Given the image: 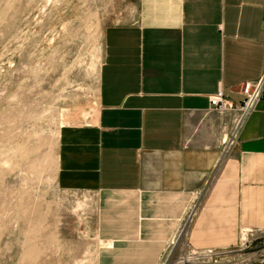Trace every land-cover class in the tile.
<instances>
[{"label": "crops", "instance_id": "crops-1", "mask_svg": "<svg viewBox=\"0 0 264 264\" xmlns=\"http://www.w3.org/2000/svg\"><path fill=\"white\" fill-rule=\"evenodd\" d=\"M134 7L105 31L96 115L59 133V190L102 196L100 219L79 222L78 248L95 242L98 264H167L171 240L205 193L187 254H230L264 230V100L226 152L247 87L264 74V0ZM220 91L225 112L211 105Z\"/></svg>", "mask_w": 264, "mask_h": 264}, {"label": "rangeland", "instance_id": "rangeland-1", "mask_svg": "<svg viewBox=\"0 0 264 264\" xmlns=\"http://www.w3.org/2000/svg\"><path fill=\"white\" fill-rule=\"evenodd\" d=\"M134 1L0 0V264H98L97 245L78 248L76 229L100 219L102 196L59 190L58 139L65 123L96 115L105 31ZM204 194L171 240L167 264L189 256L187 233ZM222 256L264 264V230Z\"/></svg>", "mask_w": 264, "mask_h": 264}, {"label": "built area", "instance_id": "built-area-1", "mask_svg": "<svg viewBox=\"0 0 264 264\" xmlns=\"http://www.w3.org/2000/svg\"><path fill=\"white\" fill-rule=\"evenodd\" d=\"M247 100L245 101L244 105L240 109V115L237 120L236 128L234 130L233 138L227 143L226 146V152L231 149L237 139L238 132L243 124V122L246 120V118L249 116V114L252 112L256 104L264 100V74L262 78L254 85L247 87ZM228 102L226 101L225 95L223 91H220L216 96H214L211 99V105L215 109H217L220 112H225L229 110ZM222 260V255L215 254V253H207V254H189L187 259H185V262H181L182 264H185L187 262H200V263H207V262H214L218 263Z\"/></svg>", "mask_w": 264, "mask_h": 264}, {"label": "bare ground", "instance_id": "bare-ground-1", "mask_svg": "<svg viewBox=\"0 0 264 264\" xmlns=\"http://www.w3.org/2000/svg\"><path fill=\"white\" fill-rule=\"evenodd\" d=\"M243 238H246V236H244Z\"/></svg>", "mask_w": 264, "mask_h": 264}]
</instances>
